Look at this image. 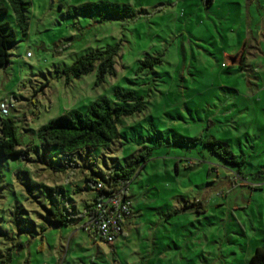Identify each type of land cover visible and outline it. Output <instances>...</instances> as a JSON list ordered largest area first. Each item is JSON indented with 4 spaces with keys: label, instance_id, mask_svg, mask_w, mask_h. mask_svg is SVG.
Returning <instances> with one entry per match:
<instances>
[{
    "label": "rangeland",
    "instance_id": "1",
    "mask_svg": "<svg viewBox=\"0 0 264 264\" xmlns=\"http://www.w3.org/2000/svg\"><path fill=\"white\" fill-rule=\"evenodd\" d=\"M24 1L26 35L0 0L8 10L0 24L17 33L10 64L0 68V104L9 109L0 119H13L20 146L34 147L18 158L0 152V264H250L264 248V67L248 50L245 66L229 59L246 29L245 0ZM98 1L133 12L111 20L68 13ZM115 46V75L100 81L98 65L80 78L65 72ZM148 56L162 62L138 73ZM119 90L135 92L146 108L121 119L118 141L82 157L40 145L42 126L86 113L100 97L132 108L117 101ZM212 141L226 142L236 159L214 155L204 145ZM144 146L155 151L130 184L128 238L101 243L82 229L98 197L86 177L107 179ZM53 206L69 226L56 225Z\"/></svg>",
    "mask_w": 264,
    "mask_h": 264
},
{
    "label": "trees",
    "instance_id": "2",
    "mask_svg": "<svg viewBox=\"0 0 264 264\" xmlns=\"http://www.w3.org/2000/svg\"><path fill=\"white\" fill-rule=\"evenodd\" d=\"M7 1L14 12L21 32L26 35L30 29L27 12L31 4L24 0ZM132 12L133 7L130 4L110 1L89 2L79 6L68 7V13L71 16L89 15L96 16L102 20L128 17ZM7 13V8L3 7L0 2V17L6 16ZM16 42L17 33L11 28L10 24H0V68L10 64V50ZM245 53L246 50L243 45L238 54L229 59L238 66H245ZM118 55V46L110 47L105 51H96L76 61L65 72L80 78L93 72L98 65V74L100 81H102L105 80L106 75L116 74L115 66ZM161 62V57L152 58L148 56L141 63L138 73L146 69H153ZM115 97L121 103H134V106L132 108L119 106L114 104L108 97H100L91 103L86 113L76 110L70 111L42 126L37 132L38 142L43 149L51 150L56 148L67 157H82L89 155L96 148L108 147L121 138L119 132L121 119L142 113L146 108L143 98L137 96L133 91L123 92L119 90L115 93ZM204 145L211 148L214 155L220 156L228 162L231 159H236L226 142L212 141L206 142ZM33 149L34 147L32 146L26 148L20 146L17 138L16 123L13 119H0V152L3 157H22L28 155ZM154 151V147L144 146V152L138 151L129 154L124 158V163H118L112 167L107 179L100 178L95 180L92 177H86L88 185L86 190L92 189L91 184L95 183L96 185L98 182H103L108 189H116L126 185L130 187L132 180L142 165L144 164L145 167V164L153 158ZM105 194H107V190L98 191V197L95 202ZM95 202L92 205H87L85 212L87 219L95 215ZM199 209H203L201 203L197 206V210ZM49 213L56 225H70V216L62 213L57 207L53 206L50 208ZM69 214L72 213L69 212ZM250 264H264L263 247L255 250L254 255L250 259Z\"/></svg>",
    "mask_w": 264,
    "mask_h": 264
},
{
    "label": "built area",
    "instance_id": "3",
    "mask_svg": "<svg viewBox=\"0 0 264 264\" xmlns=\"http://www.w3.org/2000/svg\"><path fill=\"white\" fill-rule=\"evenodd\" d=\"M0 109L3 116L9 115L6 103H1ZM95 188L107 190V194L95 202V215L87 219L82 229L94 235L99 242L113 245L124 233L125 223L133 214V203L128 193L130 187L108 189L103 182H98Z\"/></svg>",
    "mask_w": 264,
    "mask_h": 264
},
{
    "label": "crops",
    "instance_id": "4",
    "mask_svg": "<svg viewBox=\"0 0 264 264\" xmlns=\"http://www.w3.org/2000/svg\"><path fill=\"white\" fill-rule=\"evenodd\" d=\"M206 1L209 6L214 3V0ZM243 8H246L247 25L246 29L239 31L242 35L241 43L233 56H236L244 45L245 50H248L250 59H253V62H258V68L262 69L264 63L262 64L257 60L263 58L262 61L264 62V0H245ZM259 63L263 66H260ZM84 219L87 220V217ZM130 219L125 223L124 233L121 235L123 239L128 238V231L132 223Z\"/></svg>",
    "mask_w": 264,
    "mask_h": 264
}]
</instances>
